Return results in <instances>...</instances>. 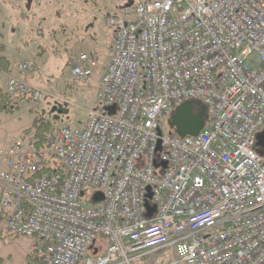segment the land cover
Returning a JSON list of instances; mask_svg holds the SVG:
<instances>
[{
    "label": "built area",
    "instance_id": "built-area-1",
    "mask_svg": "<svg viewBox=\"0 0 264 264\" xmlns=\"http://www.w3.org/2000/svg\"><path fill=\"white\" fill-rule=\"evenodd\" d=\"M108 23L102 107L0 151L6 228L46 264H264V0H145ZM81 61L72 75L91 83ZM5 90L46 97L25 76ZM189 101L209 117L181 138L168 121ZM86 189L103 200L84 206Z\"/></svg>",
    "mask_w": 264,
    "mask_h": 264
},
{
    "label": "rangeland",
    "instance_id": "rangeland-1",
    "mask_svg": "<svg viewBox=\"0 0 264 264\" xmlns=\"http://www.w3.org/2000/svg\"><path fill=\"white\" fill-rule=\"evenodd\" d=\"M131 1L145 0H0L3 53L16 74L26 75L32 87L46 93L39 102L8 95L3 105L9 111H0V151L12 138L36 129V120L52 129L81 128L89 111L102 107L98 88L113 55L116 33L108 21L122 17ZM82 55L97 63L91 83L76 81L72 75ZM23 61L32 63L27 74L18 70ZM1 74L0 89L6 94V77ZM3 168L0 160V172ZM85 193L84 206L99 203L94 200L97 192L86 189ZM31 245L30 238L14 236L0 221V264H26L33 254ZM153 260L145 257L136 264H154Z\"/></svg>",
    "mask_w": 264,
    "mask_h": 264
},
{
    "label": "water",
    "instance_id": "water-1",
    "mask_svg": "<svg viewBox=\"0 0 264 264\" xmlns=\"http://www.w3.org/2000/svg\"><path fill=\"white\" fill-rule=\"evenodd\" d=\"M132 3L128 5L131 6ZM195 107H200V112H195ZM110 113L113 112L112 109H108ZM208 110L205 105L200 102H185L182 104L175 113L171 116L168 124L171 130H173L179 137H197L200 132L204 129L206 122L208 120ZM257 144L264 147V133H261L257 136ZM261 155L264 156V152H261ZM152 198L151 195H148V199ZM96 202L103 200L101 194H96L94 197Z\"/></svg>",
    "mask_w": 264,
    "mask_h": 264
},
{
    "label": "trees",
    "instance_id": "trees-1",
    "mask_svg": "<svg viewBox=\"0 0 264 264\" xmlns=\"http://www.w3.org/2000/svg\"><path fill=\"white\" fill-rule=\"evenodd\" d=\"M4 52V46L0 45V70H9L10 69V63L9 61L2 56V53ZM7 97L8 94L3 93V91L0 89V111H9L7 108ZM23 98V97H21ZM200 107H195V112L199 113L200 112ZM34 128L39 132V134L43 135L44 133H47L52 130V127L49 123H46L44 121H38L36 120L34 123ZM149 206L153 208L152 204L150 203ZM0 221H2V217L0 216ZM26 264H46L43 260L40 258H37L34 254H30L27 257V262Z\"/></svg>",
    "mask_w": 264,
    "mask_h": 264
},
{
    "label": "crops",
    "instance_id": "crops-1",
    "mask_svg": "<svg viewBox=\"0 0 264 264\" xmlns=\"http://www.w3.org/2000/svg\"><path fill=\"white\" fill-rule=\"evenodd\" d=\"M0 36H1V31H0ZM1 45V44H0ZM2 56L3 57H5V55H4V53H2ZM6 59H7V57H5ZM8 60V59H7ZM9 61V60H8ZM23 62H25V61H23ZM10 63V62H9ZM22 63V62H21ZM2 73V74H1ZM15 72L12 70V68H11V64H10V69L9 70H7V71H5V70H0V74L1 75H4L6 78V81H5V86H6V83H7V80H8V78L10 77V76H17V77H23V76H25L26 78H27V76L26 75H22V76H19L18 74H14ZM94 79H95V77H94ZM28 80V79H27ZM36 87V86H35ZM37 88V87H36ZM19 136V135H18ZM13 139V138H12ZM12 141V140H11ZM10 144V143H9ZM32 246V245H31Z\"/></svg>",
    "mask_w": 264,
    "mask_h": 264
},
{
    "label": "flooded vegetation",
    "instance_id": "flooded-vegetation-1",
    "mask_svg": "<svg viewBox=\"0 0 264 264\" xmlns=\"http://www.w3.org/2000/svg\"><path fill=\"white\" fill-rule=\"evenodd\" d=\"M133 5V4H132Z\"/></svg>",
    "mask_w": 264,
    "mask_h": 264
}]
</instances>
